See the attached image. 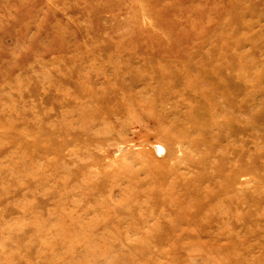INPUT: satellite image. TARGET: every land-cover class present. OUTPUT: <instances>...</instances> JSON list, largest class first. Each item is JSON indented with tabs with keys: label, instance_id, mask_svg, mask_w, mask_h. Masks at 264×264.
<instances>
[{
	"label": "rangeland",
	"instance_id": "374dc122",
	"mask_svg": "<svg viewBox=\"0 0 264 264\" xmlns=\"http://www.w3.org/2000/svg\"><path fill=\"white\" fill-rule=\"evenodd\" d=\"M0 264H264V0H0Z\"/></svg>",
	"mask_w": 264,
	"mask_h": 264
},
{
	"label": "bare ground",
	"instance_id": "6f19581e",
	"mask_svg": "<svg viewBox=\"0 0 264 264\" xmlns=\"http://www.w3.org/2000/svg\"><path fill=\"white\" fill-rule=\"evenodd\" d=\"M200 88H202V87H200ZM184 97V96H183ZM189 124V123H188ZM184 132V131H183ZM179 133H181V131L179 130Z\"/></svg>",
	"mask_w": 264,
	"mask_h": 264
}]
</instances>
